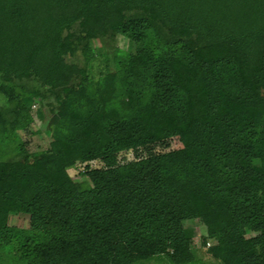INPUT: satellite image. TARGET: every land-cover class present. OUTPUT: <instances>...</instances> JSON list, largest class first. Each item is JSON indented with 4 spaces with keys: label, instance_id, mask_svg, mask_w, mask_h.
I'll use <instances>...</instances> for the list:
<instances>
[{
    "label": "trees",
    "instance_id": "trees-1",
    "mask_svg": "<svg viewBox=\"0 0 264 264\" xmlns=\"http://www.w3.org/2000/svg\"><path fill=\"white\" fill-rule=\"evenodd\" d=\"M0 95V264H264V0H0Z\"/></svg>",
    "mask_w": 264,
    "mask_h": 264
},
{
    "label": "rangeland",
    "instance_id": "rangeland-1",
    "mask_svg": "<svg viewBox=\"0 0 264 264\" xmlns=\"http://www.w3.org/2000/svg\"><path fill=\"white\" fill-rule=\"evenodd\" d=\"M92 47L96 51L97 54H101L105 51L104 42L101 41L99 44L98 42L92 41ZM79 63V60H75ZM81 63V61H80ZM52 100H47V102H51ZM5 102V98L0 95V105ZM35 111V108H33ZM38 130L40 132L38 133ZM23 142L26 143L27 149L29 152H36L40 150H45L48 148L49 139L45 132V129H40L36 123H33L27 131H23L19 133ZM168 142V149H163L160 147L155 148V152L161 151H169L179 149L181 144L176 138L170 139ZM134 159V153L132 151H127L119 154L118 161L119 163H124L128 161H132ZM103 164L99 161H93L90 163H77L72 169L68 170L69 175L71 176L72 180L75 183H89L86 177L82 175L87 169H102ZM3 223L7 226H13L18 228H26L27 227V220L25 218L5 213L3 215ZM195 231V237L193 239L192 247L195 249L196 257L203 263V264H220L214 262V260L207 254L206 250L209 246L213 244L212 241H209L208 244L203 247L201 245L202 238L206 237V230L205 227L199 223L198 221H194L189 223ZM253 233H248L247 237L253 236ZM137 264H171L169 260L164 257H152L148 260H143L138 262Z\"/></svg>",
    "mask_w": 264,
    "mask_h": 264
}]
</instances>
